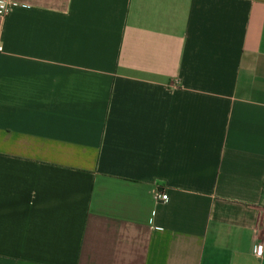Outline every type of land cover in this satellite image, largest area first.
Masks as SVG:
<instances>
[{
    "label": "crops",
    "instance_id": "1",
    "mask_svg": "<svg viewBox=\"0 0 264 264\" xmlns=\"http://www.w3.org/2000/svg\"><path fill=\"white\" fill-rule=\"evenodd\" d=\"M8 1L0 264H264V0Z\"/></svg>",
    "mask_w": 264,
    "mask_h": 264
},
{
    "label": "built area",
    "instance_id": "2",
    "mask_svg": "<svg viewBox=\"0 0 264 264\" xmlns=\"http://www.w3.org/2000/svg\"><path fill=\"white\" fill-rule=\"evenodd\" d=\"M11 7L10 2L8 0L0 3V15L7 16L10 13ZM157 199L162 201H168V194L167 193H160L156 196ZM259 254V251L257 252Z\"/></svg>",
    "mask_w": 264,
    "mask_h": 264
}]
</instances>
